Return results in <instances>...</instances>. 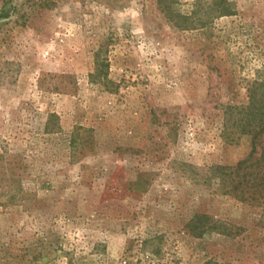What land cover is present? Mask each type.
Segmentation results:
<instances>
[{"label":"rangeland","instance_id":"obj_1","mask_svg":"<svg viewBox=\"0 0 264 264\" xmlns=\"http://www.w3.org/2000/svg\"><path fill=\"white\" fill-rule=\"evenodd\" d=\"M255 81L264 0H0V264H264Z\"/></svg>","mask_w":264,"mask_h":264},{"label":"trees","instance_id":"obj_2","mask_svg":"<svg viewBox=\"0 0 264 264\" xmlns=\"http://www.w3.org/2000/svg\"><path fill=\"white\" fill-rule=\"evenodd\" d=\"M224 2V0H221ZM249 103L246 107H242L240 113V121L243 119H249L248 125H252L246 129L245 125H241L244 129L243 132L250 137L251 150L247 156L239 161L233 168H224L223 171H232L229 173L231 177L230 185L234 188H242L244 186L247 189L255 188L257 180L259 183L257 187L264 188V173L260 172V169L264 168V147L260 153V157L256 158L257 148L261 144V136L264 134V82H253L248 87ZM258 95L262 97V101H258ZM241 193H243L241 191ZM243 193V194H244ZM247 198L241 196V200L246 201Z\"/></svg>","mask_w":264,"mask_h":264}]
</instances>
